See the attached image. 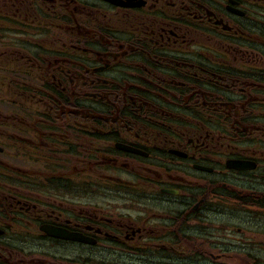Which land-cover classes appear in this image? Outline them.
Listing matches in <instances>:
<instances>
[{"label": "flooded vegetation", "instance_id": "flooded-vegetation-1", "mask_svg": "<svg viewBox=\"0 0 264 264\" xmlns=\"http://www.w3.org/2000/svg\"><path fill=\"white\" fill-rule=\"evenodd\" d=\"M123 1L0 0V264H264V0Z\"/></svg>", "mask_w": 264, "mask_h": 264}]
</instances>
